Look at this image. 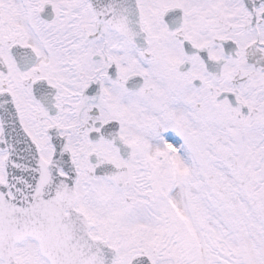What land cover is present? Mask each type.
I'll use <instances>...</instances> for the list:
<instances>
[{
  "label": "snow or ice",
  "instance_id": "6c2138e0",
  "mask_svg": "<svg viewBox=\"0 0 264 264\" xmlns=\"http://www.w3.org/2000/svg\"><path fill=\"white\" fill-rule=\"evenodd\" d=\"M0 264H264V0H0Z\"/></svg>",
  "mask_w": 264,
  "mask_h": 264
}]
</instances>
